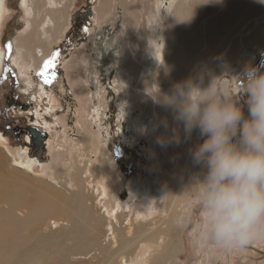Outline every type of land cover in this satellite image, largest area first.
Listing matches in <instances>:
<instances>
[{
    "label": "rangeland",
    "instance_id": "1",
    "mask_svg": "<svg viewBox=\"0 0 264 264\" xmlns=\"http://www.w3.org/2000/svg\"><path fill=\"white\" fill-rule=\"evenodd\" d=\"M168 1H165L167 5H169ZM189 1L192 0L184 2L187 4ZM197 1L203 2L202 0ZM101 2L102 0L73 1L68 10L66 30L62 33L61 39L53 51V53L59 52L55 66L49 72L50 76L54 73V78L50 84H45L43 79L37 75L40 70L34 74L31 68L26 67L30 74L26 73L24 74L26 76L22 77L12 65L14 38L25 34L28 29L27 10L21 6V0H8L9 6H6L2 23V28L8 26V29L6 33L5 30L1 31L0 39L5 57L8 56L6 48L8 42L12 44V52L11 58L5 59L0 71V102L5 95V89L17 86L18 91L22 90L21 83H25L29 79L33 86H43L45 93H52L51 97L53 98L39 92L41 97L33 95V98L39 103H34L25 88L22 90L27 96L24 101L30 100L33 106L27 110L9 108L4 104L0 106V134L2 136H0V159L3 162L0 167L1 172L6 177H15V173L22 179H28L25 182L21 180L22 184L18 183L13 186L14 189L19 187V194L25 196L22 202L16 205L14 214L20 217L23 210L24 215L20 218H26L22 221L26 224H21L20 228L23 231H18L20 237L17 239L8 238V235H4V231L0 230L2 244L0 264L17 263L19 253H25L26 249L51 233L56 234L62 240L55 247H51L52 254L58 256V259L53 260L52 264H152L153 262H149L150 255L155 257L159 251L166 250L170 237L162 236L159 243L150 245L147 242L149 241L147 236L150 230H158L152 234L164 232L166 235V229L173 228V222H175L174 227L177 226L179 230L176 238L179 239L182 249L177 257V264H264V238L253 240L242 249L221 250L211 245L200 247L197 244L195 233L197 213L194 208L189 212L185 205L187 200L194 196L193 176L200 172L199 169L193 168L189 155V149L199 140L198 132L193 131L190 138H183L181 126L182 143L161 147L157 143L158 134H152L149 131V126L136 127V120H134L136 111L131 101L133 102L135 97H139L142 89L145 88L142 81L143 75L136 77L137 82H127L123 79V71L118 70V65L114 66L117 68H114L108 75L107 70L113 66L111 57L108 62L101 61L100 63L102 47L96 45L95 39L99 36L93 37L101 32L99 24L102 23L103 27L108 25L107 28L116 26L114 27L115 33H118L119 36H123L122 30L127 31L121 26L122 22L118 20L117 12L119 10L114 11L108 8L110 15L107 18L99 19L95 9L101 6ZM149 2L152 5L155 2L157 4V0H149ZM122 4V0H111L110 3L111 6L118 8ZM171 4L173 7H177L179 0H172ZM83 5H91L94 16L88 24V32L85 33L81 30L82 33L76 35V30L71 28L73 19L70 21L69 16L73 18L75 11ZM142 11L140 14L143 17L149 13L146 10ZM193 12L194 21L189 26L193 28L191 32L200 33L207 23L206 19L210 15V10L196 8ZM206 14H208L207 18H204ZM29 18L31 19V16ZM164 20L168 21L167 15L164 16ZM259 21L258 19L248 20L231 35H224L216 39L214 48L217 49V55L211 62H207L208 69L201 70L208 71V75L212 76L215 75L216 70L222 69L223 72L217 78L220 87L225 89L224 84L226 83V88L230 89L234 96L243 95L242 71L244 66L248 63L260 65L264 62V47L246 45L242 39L244 31L250 35L258 29ZM164 23L166 22L164 21ZM149 24L142 18L138 25L128 28V33L133 34L132 38L138 37L137 39L141 40L142 36L140 35V37L138 33H142L144 25L148 29ZM41 25L45 27L44 24ZM240 39L242 40L237 41ZM98 42L101 44L100 39ZM236 43H241L242 51L236 60L228 62L226 55L232 52V47ZM110 45L109 43L107 45L109 52L111 51ZM204 47L209 50V39L204 42ZM146 48H139L141 56L144 55ZM203 49L197 50L195 55L199 56V52H203ZM77 53H80L81 60L71 64ZM141 56L138 61L124 55L122 57L124 67L126 60L132 64L140 65L142 63ZM75 64L79 65L75 66ZM160 64V62L157 63V65ZM69 66L73 69L70 70ZM6 68L10 71H5ZM187 71L188 68L185 70L184 67L183 69H171L166 78H161L163 86L153 85L154 92L158 91L157 88L161 92L166 91L168 80L183 78L184 72ZM116 73L119 74V80L122 83L115 82L113 84ZM71 74L74 79L83 81L84 87L89 90V93L84 94L76 91V84L70 79ZM99 86L105 87L103 93L106 97L102 101L97 96ZM124 110L127 111L123 112ZM128 117L129 121L125 119ZM17 122L19 123L17 134L10 137L12 132L9 129L12 130ZM29 124L48 134L41 154L31 150L32 141H30L31 136L27 130ZM83 130L90 132L85 135ZM169 134L171 131L165 132L163 135ZM164 148L168 151L167 154H164ZM29 160H35L32 171L20 165V163ZM55 161H64L65 167L70 168V171L77 177L68 178L67 176L71 174L68 172L61 175L60 178H57L56 175L55 178L50 172L47 175L45 167L54 169ZM75 181L78 183L77 189ZM13 183H16V179L13 180ZM34 184L43 185L36 188L29 186ZM42 186L57 192V198L53 199L54 204L52 205H49V202H35L31 209L32 212H30V209L24 207L25 200L31 196L33 189L34 192L39 191ZM132 188L135 190L134 196H131L130 193ZM140 188L141 190L138 191ZM78 193L83 196L82 202L86 205L90 221L92 220L91 224L96 226V231L91 236V241L95 243V249L93 247L94 250L87 257L76 254L73 249L80 240V234H71L73 232L71 230L73 227L77 228L80 221H78L79 217L75 219V216L69 213L76 208L69 196L76 194L79 197ZM179 196L183 198L177 202L176 197ZM11 199L10 197H0V211L10 207ZM13 202L14 199L12 204ZM56 205L60 208L59 210H64L60 216L53 215L54 209L57 208ZM68 206L70 211L67 210ZM40 211L42 213H39ZM9 216L12 214L9 213ZM28 228L29 231H27ZM123 228L128 230L126 238L129 241L125 246H121L120 231L124 230ZM144 230L145 232L142 234ZM142 236L147 240H141ZM134 251L136 252L133 255ZM169 251L170 259L168 256L166 257V264H170L172 261V248ZM118 258H120V262H117ZM55 261L59 263H55Z\"/></svg>",
    "mask_w": 264,
    "mask_h": 264
},
{
    "label": "bare ground",
    "instance_id": "2",
    "mask_svg": "<svg viewBox=\"0 0 264 264\" xmlns=\"http://www.w3.org/2000/svg\"><path fill=\"white\" fill-rule=\"evenodd\" d=\"M73 1L74 0L22 1L27 10L26 24L27 27H29V31L25 34H22V37L14 40V49L16 50V53L14 54L13 61L19 66L23 74H30L26 67L31 68V71L37 69L42 64L44 59H46V57L53 53L55 45L60 41L61 35L66 30V27L68 25V10L72 6ZM122 1L123 4L118 8L117 6L110 5L111 0H102L101 6L95 9V12L99 19H101V17L107 18V16L110 15L109 9L114 11L119 10L117 12L119 18L118 20L122 22L121 26L127 29V31L122 30L123 36H119L118 33H115L114 27L116 26H109V28H107L108 25L107 27L104 25V27L106 28L105 29L103 27V24L100 23L99 26L101 28V32L94 35L93 37L99 36V38L95 39L96 45L98 47H102V53H100V63L101 61L108 62L110 60L109 58L111 57V63H113V66H110V71L107 70L108 75L116 65H118V70L123 71V79L127 82H137L136 77H140V75H143L142 81L145 85V88L142 89V93L139 95V97H135L134 100L132 99L133 102L131 101V104H133L136 111L135 114L133 113L134 115H136V119H134L136 120L135 125L136 127L141 125L149 126V131L154 135L158 134V137L163 135L165 132H170L172 128L175 127V121L173 120L171 111L165 109L159 104L154 103L153 100V93H155L153 85L155 84L156 86L157 84L159 87L163 86L161 78H166L171 69H183L184 67L185 70L188 68V71L184 72L185 75L183 74V78L168 80L166 91L164 92H169L174 82L182 80L198 70L208 69L207 62H211L214 56L217 55V49L214 48L215 40L223 37L224 35H231L235 30L241 28L244 23L251 19L260 20L258 22V29L250 35H248L246 31H244L242 39L246 45L252 47H264V3H261L260 0H222V2L220 3L205 5H198L201 2H196V0H192L191 2L189 1V3L187 4L184 2L185 0H179V5L177 7L172 6V0H169L170 2L168 1L169 5L165 3L166 0H157V4L155 2L154 5H152L149 0ZM6 6V0H0V34H2V23L4 21ZM196 8H207L210 10V15L208 16V18L206 17L208 14H206L204 17L207 18V23L204 26V29L200 31V33L196 31L191 32V29L193 28H190L189 25L194 21L193 18H191V20L188 22H184L193 15V11ZM142 10H146L147 12H149L146 15L147 19L146 16L143 17L141 15ZM165 15L168 16V21L164 20ZM30 16L31 19L29 18ZM142 18H144V22L147 21V23H150L151 25L149 24V26H147L148 29L144 25L143 31H141L142 33H138L139 36H142L143 40L137 39V35H134L137 38H132L133 34L128 33V28L133 27V25H138V23L142 21ZM163 20L166 23H164ZM41 24H44L45 27ZM45 33L46 35L43 37ZM99 39L101 40V44L98 42ZM208 39L210 40L209 50H207L208 48L205 49L204 47V42ZM242 39L237 41H241ZM108 43L111 44L110 46L112 53L107 49ZM139 48H146L144 50L143 56H141V53H139ZM199 49H203V52H199V56H196L195 53ZM241 51V43H236L232 47V52L230 54L227 53L226 55V57H228V62L236 60V57L241 53ZM202 54L203 56H201ZM76 55L77 56L74 57L71 61V64H74V62H78L79 60H81L80 53H77ZM124 55L130 59L133 58L138 61L139 57L141 56L142 63L140 65H137L132 64L130 63V61L126 60L124 67V59H122ZM2 58L3 54L0 49V64ZM250 61H252L251 58ZM158 62H160L161 64L157 65ZM78 65L79 64H75V66ZM69 67L70 70L73 69L71 66ZM104 68L106 69V67ZM221 70L222 69H219L214 72L216 78H218L221 72H223ZM70 79L76 84L77 92H82L84 94L89 93V90L84 87V83L82 80L74 79L72 77V74L70 75ZM113 79V84L115 82L122 83L119 80L118 73L115 74V77ZM224 87H227L226 83L224 84ZM103 88L99 86V88L97 89L99 91L97 96L100 97L101 101L106 97L104 95L105 93H103ZM32 89V96L36 95L41 97V94L38 91V87L32 86ZM51 96L52 94L50 93L49 98H53ZM48 104L50 105L49 102ZM125 111L127 110H124L123 112ZM164 118H167V129H165L162 124V120ZM125 119L129 121V117ZM82 132H84L85 135H88L90 131L83 130ZM183 149H186V147H183ZM163 150L164 154L168 153L165 148ZM2 164L3 162L0 159V167ZM33 164H35V160H29L25 163H20L21 166L25 167L27 170L29 169V171H32ZM70 170V168L65 167L64 161H55L54 169H48L45 167V172L47 175H49L50 172L52 176L55 177L56 175L57 178H60L61 175L68 172L71 173L67 176L68 178H76L77 175L75 173H72ZM3 175L4 174H2L0 168V197H10L12 199L11 201H9L10 204L8 203L10 207L6 210L0 211V230L4 231V235L7 234L8 238L17 239L20 237L18 235V231H23L20 228L21 224H26V222L22 221L26 218H20L24 215L23 210L21 211L22 215H20V217L15 215L14 211L16 205L20 204L25 196L19 194V187H16L14 189L13 186L17 185L18 183L22 184L21 180L25 182L28 179H22L15 173V177L13 176L14 178L6 177ZM14 179H16V183H13ZM40 185L43 184H34L29 186L36 188ZM77 187L78 183L77 181H75V188L77 189ZM140 190L141 188L138 191ZM130 193L131 196H134L135 190L132 188ZM78 194L79 197H77L76 194L69 196V199L75 204L76 208L73 209L72 207V211L68 206L67 210H71L69 213L73 214L75 216V219L79 217L78 221H80L79 226L77 228L73 227L71 230L73 231L71 234H80L79 242L76 243L73 247L74 252L81 255L82 257H87L89 253L95 249V243L91 241V236L95 233L96 226L91 224L92 220L90 221L87 208H85L86 205L84 202H82L83 196L80 193ZM56 198L57 192H54L51 188L46 189L42 186L39 191L34 192L33 189L31 196L25 200L26 204L24 205V207L25 209H30L29 211L32 212L31 209L33 208V204L35 202H49V205H52L54 204L53 199ZM182 198L183 197L181 196L176 197V201L180 202ZM13 199L14 202L12 204ZM69 205H71V203H69ZM56 209H54L53 215L60 216L64 213V210H59L60 208L58 207ZM9 213H11L12 216H9ZM39 213H42V211H40ZM174 223L175 222H173L172 224L173 228L166 229V235L164 232L161 234H152L153 232H157L158 230H150V233L147 236L149 240L147 242H149L150 245L159 243V240L162 236L170 237L168 238L170 242H167L168 245L166 244V250L159 251V254L157 253L155 257L150 255L149 262H153L152 264H166V257L168 256V259H170V248H172L173 252L171 254L172 261L170 264H177V257L182 249L179 239L176 238L179 230L177 229V226L174 227ZM27 231H29V228L27 229ZM127 231L128 230L126 229L120 231L122 242L121 246H125V244H127L129 241L126 238V233L128 234ZM144 232L145 230L142 231V234ZM147 238L142 236L140 239L146 241ZM61 241L62 240H60L54 233L42 237L32 247L26 249L25 253H19L17 257V263L15 264H52V261L58 259V256L56 254H52L51 247H55L56 244H59ZM1 246L2 244L0 240V247ZM135 252L136 251L133 252V255ZM117 262H120V258L117 259ZM55 263L59 262L55 261Z\"/></svg>",
    "mask_w": 264,
    "mask_h": 264
},
{
    "label": "clouds",
    "instance_id": "3",
    "mask_svg": "<svg viewBox=\"0 0 264 264\" xmlns=\"http://www.w3.org/2000/svg\"><path fill=\"white\" fill-rule=\"evenodd\" d=\"M242 78V96L221 89L215 75L201 70L174 82L169 92L153 93L154 103L175 121L171 134L157 137L161 147L182 143L181 126L183 138L199 135L189 155L200 172L185 207L197 213L200 247L242 249L264 238V62L246 64ZM162 124L168 128L167 118Z\"/></svg>",
    "mask_w": 264,
    "mask_h": 264
},
{
    "label": "flooded vegetation",
    "instance_id": "4",
    "mask_svg": "<svg viewBox=\"0 0 264 264\" xmlns=\"http://www.w3.org/2000/svg\"><path fill=\"white\" fill-rule=\"evenodd\" d=\"M22 1L23 0H21V6L25 8V6H24ZM6 2H7V6H9L8 0H6ZM93 16H94V12H93V9H92L91 5L80 6V8H78L75 11V15L73 16V18L70 16V21H71V19H73L72 22H71V26H72L71 28H73V30H76V32H77L76 35H78V33H82L81 30L83 29V27L85 25L89 24V22L91 21V18ZM26 23H27V20H26ZM7 29H8V26L7 27L5 26V28L3 26V28H2V30H5V33L7 32ZM26 31L27 32L29 31V27H28V29ZM45 35H46V33L43 35V37ZM71 36H73V35H71ZM20 37H22V35H19V36L15 37L14 40L17 39V38H20ZM0 49H1L2 54H3V58H2L1 64H0V70H1V68L3 67L4 62H5V52L3 50L2 43H1ZM13 53L14 54L16 53V50L14 49V44H13ZM12 65L16 68V70H17V72H18V74L20 76H22V77L26 76V75H24L22 73V71L20 70L19 66L17 64H15L14 61H13ZM41 66H43V65L41 64L37 69L33 70L32 72L35 74L37 71L40 70V68H42ZM29 80H27L25 83L24 82L21 83V87H22L21 89L24 90L26 88L25 91L28 93L29 97H31V100H33L34 103H39L32 96V90H33L32 86H33V84L31 82H29ZM36 87H38V91L39 92L44 93L45 95H49L48 94L49 92L45 93V91L43 89V86L39 85V86H36ZM22 90L18 91V87L17 86L9 87L8 89H5L4 90L5 91V95L3 96V98H2V100L0 102V106H3V104H4L5 106H7L9 108H21L23 110H27V108L33 106V103L30 100H25L24 101L26 94L24 92H22ZM18 125H19V123L17 122L14 125V127H12V130L9 129V131L12 132L10 137H13L15 134H17V129L19 127ZM31 126H32V124H29L27 126L28 127L27 130H28L29 134H30V127ZM7 137H8V135H7ZM30 146H31V150L36 151L38 154H41L43 152V150H44V147H40L38 145V143L36 141H34V139L32 140V144Z\"/></svg>",
    "mask_w": 264,
    "mask_h": 264
},
{
    "label": "snow or ice",
    "instance_id": "5",
    "mask_svg": "<svg viewBox=\"0 0 264 264\" xmlns=\"http://www.w3.org/2000/svg\"><path fill=\"white\" fill-rule=\"evenodd\" d=\"M85 33L88 32V25H85L82 29ZM6 48L8 51V56L5 57V59L11 58V52H12V44L11 42H8L6 44ZM59 52H54L49 59H46L43 62V67L40 69L39 72H37V75L43 79V82L45 84H50L52 82V79L54 78V73L50 76L49 72L52 68L55 66V62L58 59ZM5 71H10L9 69H5ZM32 137L33 139L38 143L40 140V134L38 129L32 131Z\"/></svg>",
    "mask_w": 264,
    "mask_h": 264
},
{
    "label": "water",
    "instance_id": "6",
    "mask_svg": "<svg viewBox=\"0 0 264 264\" xmlns=\"http://www.w3.org/2000/svg\"><path fill=\"white\" fill-rule=\"evenodd\" d=\"M37 129H38L39 134H40V140H39V142H38V145H39L40 147H44V141L47 140V138H48V134L42 132V131H41L39 128H37L36 126H31V127H30V136H31V140H30V141L33 140V137H32V131H33V130H37ZM34 141H35V140H34ZM25 143L27 144L26 140H25Z\"/></svg>",
    "mask_w": 264,
    "mask_h": 264
},
{
    "label": "crops",
    "instance_id": "7",
    "mask_svg": "<svg viewBox=\"0 0 264 264\" xmlns=\"http://www.w3.org/2000/svg\"><path fill=\"white\" fill-rule=\"evenodd\" d=\"M250 248H252V247H250ZM259 251H261V250H259ZM263 253V252H262Z\"/></svg>",
    "mask_w": 264,
    "mask_h": 264
}]
</instances>
